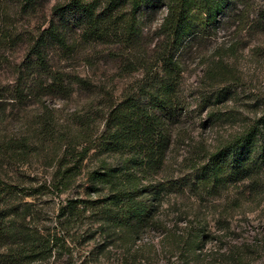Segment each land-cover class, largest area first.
<instances>
[{"label":"rangeland","instance_id":"rangeland-1","mask_svg":"<svg viewBox=\"0 0 264 264\" xmlns=\"http://www.w3.org/2000/svg\"><path fill=\"white\" fill-rule=\"evenodd\" d=\"M55 1L37 0L25 7L16 0H0V181L7 183L0 200L5 226L0 252L37 256L17 264H125V260L127 264H264V165L256 185L238 182L218 195L191 199L193 210L213 235L201 246L193 234L181 236L183 219L175 234L156 230L141 240L115 233L112 224L89 210L71 214L67 200L86 196V166L99 159L113 162L116 154L103 146L93 148L81 172L62 192L53 184L57 159L67 142L90 131L83 127L91 110L101 107V87L118 97L143 73L128 71L124 55L113 54L120 52L113 46L79 42L67 56L49 50L48 66L67 75L60 82L65 89L42 85L35 90L37 83H51L52 78L32 61L26 62L25 54L32 37L46 26ZM253 4L245 25L235 29L234 19L219 24L182 57L179 92L189 115L174 127L162 174L186 167L185 157L195 163L203 160L257 120L259 139H264V23L249 27L264 0ZM164 12L161 7L142 16L145 58L158 39L156 28ZM20 68H26L30 85L24 91L20 88L22 95L17 88ZM68 74L85 77L90 89L69 82ZM201 94L209 101L200 108L196 105ZM96 127L100 129L94 121L91 130ZM166 219L167 227L173 226L172 217Z\"/></svg>","mask_w":264,"mask_h":264},{"label":"trees","instance_id":"trees-1","mask_svg":"<svg viewBox=\"0 0 264 264\" xmlns=\"http://www.w3.org/2000/svg\"><path fill=\"white\" fill-rule=\"evenodd\" d=\"M16 1L25 7L37 2ZM253 6V0H56L52 4L51 17L32 37L25 54L26 62L32 61L52 78L51 83H37L35 90L43 86H52L56 91L65 89L60 82L67 75L48 66L49 50L55 48L67 56L79 42L113 46L120 51L113 54L124 55L128 71L141 69L143 73L138 82L118 97L101 87V107L95 112L90 109L91 115H87L83 127L90 131L81 139L67 142L57 159L53 184L62 192L73 176L81 172L93 148L103 146L116 154L113 162L99 159L86 166V196L67 200L72 215L89 210L112 224L115 233L129 234L132 239L144 240L156 230L173 235L181 219V236L193 234L196 245L201 246L213 237L193 210L191 199L218 195L238 182L258 183L256 179L264 165L259 120L224 141L203 160L195 163L192 157H185L186 167L183 165L176 174H162L161 168L174 127L189 115L185 97L179 92L182 57L195 42L209 38L219 24L224 26L234 19L238 20L235 29L245 25ZM161 7H165V12L156 28L158 39L145 58L148 49L142 16ZM257 8L259 16L249 27L264 23V4ZM68 75L69 82L90 89L85 77ZM19 76L17 88L24 91L30 86L26 68H20ZM207 101V95L201 94L196 107L205 106ZM94 121L100 129L91 130ZM6 187L7 183L0 181V200ZM167 216L173 219L171 227L166 225ZM4 231L0 219V240ZM35 255L18 250L0 252V264L33 261Z\"/></svg>","mask_w":264,"mask_h":264}]
</instances>
